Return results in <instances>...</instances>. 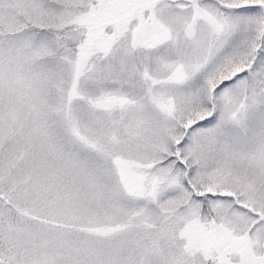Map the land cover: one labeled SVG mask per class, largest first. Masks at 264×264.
Wrapping results in <instances>:
<instances>
[{"label": "snow or ice", "instance_id": "6c2138e0", "mask_svg": "<svg viewBox=\"0 0 264 264\" xmlns=\"http://www.w3.org/2000/svg\"><path fill=\"white\" fill-rule=\"evenodd\" d=\"M0 264H264V0H0Z\"/></svg>", "mask_w": 264, "mask_h": 264}]
</instances>
